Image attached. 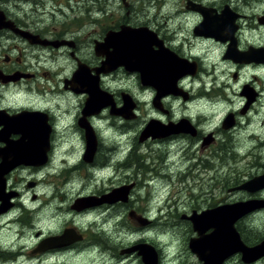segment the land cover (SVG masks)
I'll return each mask as SVG.
<instances>
[{
	"label": "flooded vegetation",
	"instance_id": "1",
	"mask_svg": "<svg viewBox=\"0 0 264 264\" xmlns=\"http://www.w3.org/2000/svg\"><path fill=\"white\" fill-rule=\"evenodd\" d=\"M71 1L77 6L76 11L84 16L81 10V3L84 0H66V3L57 4L56 7L59 9L62 5L63 11L60 14L68 16L75 11L69 5ZM112 1L118 7L122 16L105 27H101L98 31L94 30L87 45L90 51L87 55L81 51L82 44L75 37L79 31H67L66 29L69 28H66L63 31L60 29L58 31L42 32L31 15L36 14L35 12L39 10V6L43 5V1L0 0V264H144L143 257L137 248L142 245H149L154 249L157 255L156 264H204L189 249V241L197 237L189 219L192 214H199L207 209L224 204H232L253 198L264 199V197H250L246 200L215 197L214 191H222L225 188V185H218L211 193L212 203L202 207L197 204L196 199L198 197L194 198L191 189H189L184 198L193 201L194 204L188 212L179 213L178 206H181L182 198L178 197L175 189H172L169 191L170 195L163 207L166 212L161 217L159 211L162 207L156 204L158 200L155 199L158 196V190H154L152 186V182L160 178L161 175H165L171 182L175 181L185 185L186 177L192 178L194 169L198 171L199 166L204 168V160L197 156V152L200 151L206 154V158L210 156V148L215 146L217 135L221 134V131L230 130L233 127L235 129L238 124V115L245 114L248 108L263 96V93L253 87L251 82L244 83L239 93V96L245 101L243 107L239 111H228L221 118L220 126L213 131L209 130V127L205 129L206 117L203 116L205 114L203 110L197 109L191 112L189 109L187 111V108L196 98L200 99L204 96L212 98L219 96V94L216 93L215 96H211L209 92L201 90L199 95L196 96L194 85L191 86L190 84L188 87L185 83L186 81L194 83L198 81L201 85L200 79L202 73L205 72L204 66L212 63L207 60V51L200 55L192 54L191 50L194 44L205 43L206 48L211 47V44L224 45V52L220 60H229L228 62L236 66L238 72L233 74V79H236L238 74L247 69L255 70L254 75L256 76H254L253 82L257 80V75L264 73V41L260 39V34L264 32V9L263 6L258 5V3L264 4V0H220L218 3L211 0L210 4L196 0H185V11H176L173 15L175 16L177 13L185 14L186 11L191 15H195L197 23L190 28L192 38L188 41L178 40L177 30L170 28L165 22L162 24L159 21L160 18L170 14V11L163 10L164 4L156 5L155 9L157 8V11L151 14L150 11L146 13L143 3L135 6L134 3H131V0H120V3L117 0ZM188 3L201 5L212 12V17H218L217 21L219 23L217 24L221 33L219 38L221 39L195 34V29L203 18L200 13L189 10ZM252 3L255 4L253 9L256 12L251 17L253 26H250L249 29L259 35L254 40L246 41L244 39L243 41L241 39L243 21L247 22L249 17L245 10ZM28 4L30 5V11H27L24 7ZM152 4H155V2ZM148 5L151 7L150 3ZM82 9L91 18L97 12L95 9L91 10L89 0H85ZM257 9H260V11H257ZM99 11L102 12V10ZM105 11L107 12L106 8ZM75 21V19H71L67 25L72 24L73 27ZM217 21L215 19V22ZM10 23L14 28L37 35L40 39L72 41L73 48L63 46L55 49L51 46L31 44L20 34L5 27ZM89 24L91 23L89 22ZM122 26L147 28L154 34L155 38H150L151 41H148L149 53L154 59L165 57V59L168 58L171 61L177 60L188 65L194 64L196 71L194 75L186 74L177 81V87L184 93L183 96L167 94L160 96L158 100L155 98L157 94L161 93H158L154 87L142 82L138 73L128 72L124 67H117L108 73H100L99 88L111 96L110 99L116 109L124 106V95H130L135 103V109L132 112L134 118L126 120L122 116L111 115V106H107L96 115L84 117L82 111L88 95L74 92L68 81L78 65H84L92 75H96L97 69L105 59L104 56L96 53V43L102 42L107 33L118 32ZM222 39H225V41H222ZM231 45H234V48L240 54L249 52L251 54L249 63L234 62L228 51V49L231 50ZM104 51L106 53L103 55H106L110 54L112 49L106 48ZM59 56L60 59L69 64V69L61 66V70L50 73V63L55 61L58 66L57 59ZM48 60H51V62L48 63ZM64 70L66 72L62 73ZM59 73L63 74L60 78L61 88L58 94H54V96H76L79 98L76 113H73L64 121L65 124H68L70 128L78 133L74 141L81 147V150L78 151L79 158L74 162H66L63 159L58 163L57 160L59 153L56 156V143L54 140L60 117L54 114V110H51V106L48 104V99L52 100L53 103L55 102L54 96L51 98L49 96L45 97V95L33 91L35 81L47 79L49 76H56ZM128 77H135L137 87L143 93H147L150 107H148V110H144V114L140 113L141 100L134 96L129 88L120 85L112 87L110 85L112 82L118 84L116 82L118 79ZM245 89L252 94L251 100H253L251 103H249L248 96L246 97L245 91L247 92V90ZM33 96L42 98L44 103L42 105L33 104ZM177 101L182 105L181 108L175 107ZM181 110L184 111L181 112ZM29 113L41 114L39 116L40 120L43 117L46 118V123L51 128L50 146L49 151L46 153L47 161L41 166H26L23 164L12 166L10 158L14 153V149L11 145L20 139V136L16 134V123L31 127L33 121ZM104 113L111 117L109 118L111 121L109 127L114 130L110 129L115 134L113 137H103L97 130V119ZM21 114L28 115V117L14 121V125H12L13 119L17 120L16 116ZM230 115L233 116L234 125L224 129L223 122ZM79 121L80 123L83 121L84 123L88 122L96 134V151L91 162L84 161L86 143L84 131L79 127ZM150 123H152L150 129H154V131L151 134L148 131L149 134L144 138V135L148 133L144 131ZM131 129H137V133L135 132L132 138L123 137L127 133L129 134L128 130ZM65 142L67 147L74 148L68 146V139ZM194 147H197L195 151ZM219 147V150H223L221 145ZM172 153H179L180 158L185 162L187 161L188 164L184 171H179L176 175L178 178L174 181H172L170 173L164 172L165 169L171 167L168 161ZM211 155L214 157V154ZM222 163L223 161L221 165ZM43 170L46 171L43 177L39 179L37 175ZM109 170L114 172L124 171L125 180L120 184H111V182H114L112 180L108 184H106L107 181L99 182L98 178L102 179V175ZM79 171L88 175V185L78 179H82V173H79ZM147 173H152L154 176L146 175ZM86 174H83L85 181H87ZM63 175L68 176L70 180L72 179L70 185L64 183L63 185H57L54 183L59 182ZM47 180L53 184L48 186ZM39 187H41L42 192L37 194ZM123 187L127 188L125 201H100L103 196ZM234 188L228 187L226 190L228 193H233L235 192ZM43 189H45L44 193ZM239 192L241 191L236 193ZM261 192L263 193L264 190L258 192V194ZM86 198H89L94 206L84 205V208H75V204L79 199ZM199 199H202V197ZM65 201H67V209H69L71 217L51 216V222H38L40 218L34 214L43 208V205H56L57 208H60L62 207L61 202ZM184 203L186 204L185 201ZM33 204H36V206ZM155 206L158 209L153 213L151 209ZM171 209H173V212ZM257 212L255 211L241 220L253 216ZM162 220L169 222V227H176L173 231H180L179 226H185L183 232L186 231L187 237L182 242L185 245L182 246L173 238L168 240L166 246L161 244L160 235L157 233L159 228L155 226L161 223ZM107 221L116 223L115 227L122 226L124 221L127 224L129 223L131 227L126 229L128 237L116 241L112 238V235H107ZM240 223L239 220L235 224V229L241 241L247 247H253L264 240L255 241L246 237L240 228ZM210 231L207 230L205 234ZM172 235L175 236L174 232ZM60 237H63V239L59 240ZM263 262L264 257L251 264H262ZM222 264L246 263L242 261L240 254H233L227 257Z\"/></svg>",
	"mask_w": 264,
	"mask_h": 264
},
{
	"label": "rangeland",
	"instance_id": "2",
	"mask_svg": "<svg viewBox=\"0 0 264 264\" xmlns=\"http://www.w3.org/2000/svg\"><path fill=\"white\" fill-rule=\"evenodd\" d=\"M43 1V5L39 6V10L35 12L36 14L31 15L36 23L40 26L42 32L46 33L47 31H58L61 29L63 31L66 28L67 31H79L76 33V39L82 44L81 51L86 53L87 55L90 53L88 44L89 39L91 38L94 30H99L101 27H105L112 21L119 19L122 16V13L119 12L118 7L115 6L112 0H89V5L91 6V10H97L94 15L87 16V13L82 9L84 2L81 3V10L84 13L76 11L77 6L73 1L69 3L70 6L74 8V12L69 14L68 16L61 15L60 12L62 10V5H60L59 9L56 7L57 4L66 3V0H41ZM201 1L202 3L210 4L211 0H196ZM215 3H218L220 0H213ZM120 3V0H117ZM155 2V4H152ZM25 3V2H23ZM131 3H134L135 6L143 3L144 10L150 11L151 14H154L157 11L155 9L156 5L162 3L164 4L163 10L170 11L169 15L160 18L159 21L164 24V22L173 29L177 30L178 40L180 41H188L192 38L190 34V28H192L196 23L195 15L189 14L187 11L185 14L177 13V15H173L176 11H185V0H131ZM150 3L151 7L148 5ZM31 6L32 4L29 3ZM25 5L24 7L27 11H30V5ZM254 3H252L249 7H247L246 14L249 16L247 18V22L244 20L243 32L241 35V39L244 41H251L259 35L257 32H252L249 27L253 26V20L251 19L252 15L256 12L254 10ZM259 6H263L264 4L258 3ZM65 7V6H63ZM67 7V6H66ZM162 7V6H161ZM69 8V7H67ZM107 9V12L105 11ZM64 9V8H63ZM65 10V9H64ZM99 10H102L100 12ZM262 10V9H261ZM260 11V9H257ZM106 12V13H105ZM56 15V16H54ZM164 15V14H162ZM71 19H75L74 26L72 24H68V21ZM89 22L91 24H89ZM71 33V32H69ZM260 39L264 41V32L260 34ZM245 43V42H244ZM212 46L206 48V44H194L191 52L192 54L200 55L203 52L207 51L208 58L207 60L212 62L206 64L204 66L205 72L202 73L200 83L186 81L185 85L189 87L191 84L194 85V94L196 96L199 95V91L209 92L211 96H215L216 93L219 94L217 97L208 98L204 96L200 99H195L191 104L188 105V109L192 112L197 109H201L205 112L203 116L206 117L205 120V129L209 127V130H216L220 126L221 118L226 115L228 111H239L243 105L244 100L239 96L240 90L244 83H250L253 87L257 88L259 92L263 93L262 97L252 106L248 108L245 114L238 115V124L233 127V129L221 131V134L217 135V141L215 146L210 148L211 154H214V157L210 154L206 158V154L197 152V156L204 160V168L203 166H199V170L194 169L192 171V178L186 177L185 185L179 182H175L174 180L178 178L176 176L179 171H184L188 164L180 158L179 153H172L169 158V163L171 167L169 169H165L164 172L170 173V177L172 178L171 182L165 175H161L160 178L154 180L152 182V186L154 190H158V196L155 197L160 207H162L159 211L161 217L164 216L166 210L163 208L166 203L167 198L169 197V191L175 189L177 191L178 197L181 199V206H178V212L182 213L183 211L188 212L191 209V206L194 204L193 201H188L184 198L186 193L191 189L192 195L198 197L196 200L199 206H205L207 204H211V193L213 189L218 185H225L227 181H229L228 186H224L225 188L221 191H214V196L222 197L226 199L232 198H240V200H246L248 198L256 197L262 198L264 197V192L255 195H249L246 192L235 191L233 193H228L226 188H233L238 186V184L234 185V181L238 180L239 184L242 182L256 176L260 175L264 170V73L257 75V80L253 82V78L255 70L247 69L240 74L236 79H233V74L238 72L236 66L231 64L228 61H222L221 56L224 52V45L219 44L218 46L211 44ZM217 47V48H216ZM184 49V47H183ZM186 50V49H185ZM58 66L55 64V61L50 63L51 71L56 72L61 70V66H64L66 69H69V64L66 61L60 59V56L57 59ZM66 70H64L65 73ZM62 73H59L56 76H49L47 79H40L34 82L33 91L34 93H41L45 95V97L49 96L50 98L58 94L59 89L61 88V77ZM218 77V78H216ZM260 77L261 79H259ZM118 84L110 83L112 87H116L120 85L124 88H129L132 94L138 97L141 100V109L140 113L144 114V110H148L149 100L147 93H143L141 89H139L136 85L135 77H128L124 79H118L116 81ZM191 88V87H190ZM54 103L52 100L48 99V104L51 106V110H54V114L59 118V124L57 126V132L55 134V143H56V156L58 155L57 160L66 162H74L77 158H79V152L81 147L74 141L77 137L78 133L70 128L68 124H65L64 121L68 119L73 113H76L79 105V98L75 97H63V96H54ZM195 101V102H194ZM44 100L42 98L33 96V104L42 105ZM175 107L181 108L182 105L177 101L175 103ZM184 110H181V112ZM106 113L101 115L99 119H97L96 126L97 130L101 135L104 136H115L110 131V119ZM115 123V122H114ZM113 130V129H111ZM114 131V130H113ZM129 134L123 136L128 139L132 138V136L137 133V129L128 130ZM137 135V134H136ZM69 140L68 146H73L74 148L67 147L65 140ZM219 145L222 146L223 150H219ZM169 149H171L169 147ZM197 147H194V151ZM69 150V151H67ZM172 150V149H171ZM67 151V152H66ZM209 154V152H208ZM64 157V158H61ZM223 161L222 165L221 162ZM46 170H43L41 173L37 175L39 179H41ZM163 171V170H162ZM160 171L161 173H163ZM79 173H82L79 171ZM155 173V172H154ZM78 178L80 181L88 185L89 177L86 174V179ZM146 175L154 176L152 173H147ZM176 176V177H175ZM63 178V181H62ZM59 182H54L57 185L71 184L72 179H68V176H62ZM99 182L107 181L106 184L110 180L114 181L111 184H120V182L125 180V172L124 171H107L102 175V179H99ZM48 181V180H47ZM53 183L48 181L47 185H52ZM105 184V185H106ZM43 189V193H44ZM216 190V189H215ZM41 187L38 188L37 194L41 193ZM202 197V199H199ZM186 202V204L184 203ZM62 207L57 208L56 205H43V208L38 210L34 215L39 217V223L51 222L50 218L52 217H71L69 209H67V201L61 202ZM36 206V204H33ZM152 208V212L155 213L158 208ZM173 212V209H171ZM240 228L243 231V234L252 239H257L254 233L263 234L264 233V209L259 210L253 216L246 217L244 220H240ZM107 235H112V238L116 241L123 237H128L126 234V229L130 228V224L123 222L122 226L115 227L116 223H112L111 221H107ZM161 230H160V227ZM253 226V229L251 228ZM155 227L159 228L157 233L160 235L159 239L161 240V244L166 246L168 244V240L173 238L176 242H179L182 246L184 239H186V231L183 232L185 228L184 225L179 226L180 231H173L176 227H169V222H165L162 220L161 223L157 224ZM251 230V231H250ZM125 232V233H123ZM175 234L173 236L172 234ZM264 264V262L262 263Z\"/></svg>",
	"mask_w": 264,
	"mask_h": 264
},
{
	"label": "water",
	"instance_id": "3",
	"mask_svg": "<svg viewBox=\"0 0 264 264\" xmlns=\"http://www.w3.org/2000/svg\"><path fill=\"white\" fill-rule=\"evenodd\" d=\"M188 9L200 13L203 18L196 27L195 34L221 39L219 38L221 33L217 24L219 23L217 16L214 15L215 17H212V12L201 5L188 3ZM215 19L217 22H215ZM5 27L12 29L34 45L51 46L55 49L63 46L73 48V42L69 40L40 39L37 35L22 32L14 28L11 23ZM153 37L155 38L154 34L147 28L122 26L118 32H109L102 42L96 43V53L105 57L97 69L96 75H92L84 65H78L76 71L68 81V84L74 92L88 95L82 111L84 117L96 115L102 109L111 106V115L122 116L126 120L134 118L132 112L135 109V103L130 95L125 94L124 106L116 109L113 101L110 99L111 96L99 88L100 73H108L117 67H124L126 71L131 73H138L142 82L154 87L158 93H161L157 94L156 100L160 96L167 94L176 96L184 95L178 89L177 81L186 74L194 75L196 71L195 65H188L177 60L171 61L168 58L165 59V57L154 59L149 53L148 44V41H151L150 38L153 39ZM222 41H225V39H222ZM106 48H111L112 52L103 55L106 53L104 51ZM230 48L231 50L228 49V51L231 54L230 58L234 62L242 61L249 63V57L251 55L249 52L240 54L236 51L234 45H231ZM245 94L246 97L248 96L249 103H251L253 100H251V92L247 90ZM29 114L33 121L31 127L16 123V134L20 136V139L11 145L14 149V153L10 158L12 166L20 164L26 166H41L47 161L46 153L49 151L51 128L47 125L46 118L43 117L40 120L39 116L41 114ZM25 117H28V115L21 114L16 116L17 120L13 119L12 125H14V121L22 120ZM233 125V116L230 115L223 122V128L227 129ZM151 126L152 123L148 125V128L144 132L149 131L151 134L154 131V129H150ZM79 127L84 131L86 143L84 161L91 162L97 145L95 131L88 122L84 123V121L79 124ZM149 132L144 135V138H146ZM233 190L243 191L250 195L263 191L264 171L260 175H256L242 182ZM126 196L127 188L123 187L103 196L100 201H125ZM84 205L88 207L94 206L90 199L86 198L79 199L75 204V208H84ZM261 209H264V199L253 198L232 204L220 205L212 209H207L199 214L193 213L189 219L197 237L189 241V249L204 264H222L227 257L233 254H240L242 261L246 264L254 263L264 257V240L253 247H247L236 232L235 224L245 216ZM207 230L211 231L205 234ZM62 239L63 237H60L59 240ZM137 248L143 257L144 264H156L157 255L151 246L142 245Z\"/></svg>",
	"mask_w": 264,
	"mask_h": 264
},
{
	"label": "trees",
	"instance_id": "4",
	"mask_svg": "<svg viewBox=\"0 0 264 264\" xmlns=\"http://www.w3.org/2000/svg\"><path fill=\"white\" fill-rule=\"evenodd\" d=\"M228 183H229V181L226 182L225 186H228L229 185ZM233 184L234 185L239 184L238 180H235ZM251 228L253 229V226H251ZM254 234L257 237V239H256L257 241L264 239V234H259V233H254Z\"/></svg>",
	"mask_w": 264,
	"mask_h": 264
},
{
	"label": "bare ground",
	"instance_id": "5",
	"mask_svg": "<svg viewBox=\"0 0 264 264\" xmlns=\"http://www.w3.org/2000/svg\"><path fill=\"white\" fill-rule=\"evenodd\" d=\"M259 70V69H258ZM136 168V167H135ZM144 172H145V170H144Z\"/></svg>",
	"mask_w": 264,
	"mask_h": 264
}]
</instances>
